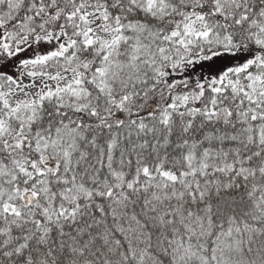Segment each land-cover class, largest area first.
I'll return each instance as SVG.
<instances>
[{
  "label": "snow or ice",
  "instance_id": "6c2138e0",
  "mask_svg": "<svg viewBox=\"0 0 264 264\" xmlns=\"http://www.w3.org/2000/svg\"><path fill=\"white\" fill-rule=\"evenodd\" d=\"M0 264H264V0H0Z\"/></svg>",
  "mask_w": 264,
  "mask_h": 264
}]
</instances>
